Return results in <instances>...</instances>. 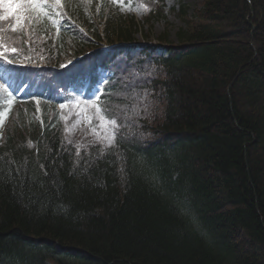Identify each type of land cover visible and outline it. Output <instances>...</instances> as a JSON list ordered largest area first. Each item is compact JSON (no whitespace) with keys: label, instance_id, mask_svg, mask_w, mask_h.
<instances>
[{"label":"trees","instance_id":"16d2710c","mask_svg":"<svg viewBox=\"0 0 264 264\" xmlns=\"http://www.w3.org/2000/svg\"><path fill=\"white\" fill-rule=\"evenodd\" d=\"M251 3L203 1L166 46L162 108L121 117L113 147L80 150L47 115L2 135L0 105V264H264V0ZM99 21L109 42L138 30Z\"/></svg>","mask_w":264,"mask_h":264},{"label":"rangeland","instance_id":"374dc122","mask_svg":"<svg viewBox=\"0 0 264 264\" xmlns=\"http://www.w3.org/2000/svg\"><path fill=\"white\" fill-rule=\"evenodd\" d=\"M166 7L169 8L164 15L153 18H144L145 10L142 8H133L122 6L121 9L125 13H133L140 22V29L134 34L135 39L141 41L143 39L159 40L166 38L170 42L176 41V31L185 26L190 20H197L195 13L201 8L202 0H166ZM26 2V0H25ZM24 2V3H25ZM42 3L41 0H38ZM183 4L187 8V12L180 10H171L178 4ZM31 11L30 9H28ZM39 12H34L37 16ZM165 35V36H164ZM164 36V37H163ZM90 100H96L93 94L88 98L75 95L70 100L69 110L64 113L62 124L65 128L67 138L75 145L86 148L92 145H102L109 147L114 143L117 131V124L108 125L100 120V114L96 113L91 104L85 107V103ZM79 105V106H77ZM32 114L38 117V108H31ZM83 112V114H81ZM95 116V119L92 117ZM17 116H13L12 120H18ZM91 120V123L89 122ZM17 121H15L16 123ZM18 125L20 123H17ZM22 125V124H21ZM113 133H115L113 137Z\"/></svg>","mask_w":264,"mask_h":264},{"label":"snow or ice","instance_id":"6c2138e0","mask_svg":"<svg viewBox=\"0 0 264 264\" xmlns=\"http://www.w3.org/2000/svg\"><path fill=\"white\" fill-rule=\"evenodd\" d=\"M55 3L59 6L60 4V0H55ZM6 11L9 13H12V16L15 20V23L13 24L11 31L12 32H16L17 29H20L22 31V26L26 21L30 22V14H25L24 12H22V9H30L31 12H39L40 15L45 17V20H49L52 19L53 17V13H51V11H45V9L47 8V5L43 4V3H39L38 0H26L25 3H17V4H12V3H8L5 5ZM13 8H15V12H13ZM3 19H8V16H4ZM0 48H3L4 51H11L12 53H17L18 49H16L15 47H12L11 49H7L5 48L2 44H0ZM0 55H3V51H0ZM5 61L7 62V64H11L13 61L11 59H8L7 56H4ZM63 66V65H62ZM11 88V84L8 83L7 78H3L0 79V94H6V96L9 98L7 103L11 104L12 103V98H13V94L10 91ZM97 92H100V90L98 89ZM94 96H96V93H93ZM98 100H99V96L96 97V100H90L87 103H85V107H88L89 104H91L92 108L95 110L96 113L100 114V120L103 121L104 123L108 124V125H115L117 124V121L111 118V115L109 114L107 105L105 106H100L98 104ZM67 105L62 103L60 104V108L63 109L65 108ZM79 106V105H77ZM83 114V112L81 113ZM96 117L93 116L92 119H95ZM89 122L91 123V120H89ZM115 133H113V137H114Z\"/></svg>","mask_w":264,"mask_h":264}]
</instances>
